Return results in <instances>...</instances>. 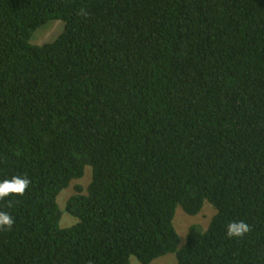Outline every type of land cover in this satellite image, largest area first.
<instances>
[{
    "label": "trees",
    "instance_id": "trees-1",
    "mask_svg": "<svg viewBox=\"0 0 264 264\" xmlns=\"http://www.w3.org/2000/svg\"><path fill=\"white\" fill-rule=\"evenodd\" d=\"M50 20L59 35L30 43ZM13 176L31 183L0 200V264H264V0H0ZM205 201L215 213L180 245L176 208ZM241 220L251 231L227 237Z\"/></svg>",
    "mask_w": 264,
    "mask_h": 264
},
{
    "label": "rangeland",
    "instance_id": "rangeland-1",
    "mask_svg": "<svg viewBox=\"0 0 264 264\" xmlns=\"http://www.w3.org/2000/svg\"><path fill=\"white\" fill-rule=\"evenodd\" d=\"M64 23L62 20H50L45 24L38 27L30 37V43L32 44H43L44 42H49L55 39L59 33L62 31ZM91 179V167L86 166L84 174L81 178L74 179L71 181L70 185L64 189L58 195L57 202L60 208L63 210L67 199L74 193H76V187L80 186L82 192L85 189ZM215 213L214 207L207 201L204 202L202 210L196 215H190L185 213L181 207H177L173 219V225L180 237V245L185 241L186 233L191 225H198L202 229H205ZM77 218L70 216L63 212L60 220L61 226H68L72 223L77 222ZM130 261L132 264H141L135 257H131ZM176 257L174 253L165 254L154 259L150 264H176Z\"/></svg>",
    "mask_w": 264,
    "mask_h": 264
},
{
    "label": "clouds",
    "instance_id": "clouds-1",
    "mask_svg": "<svg viewBox=\"0 0 264 264\" xmlns=\"http://www.w3.org/2000/svg\"><path fill=\"white\" fill-rule=\"evenodd\" d=\"M30 183L31 181L23 176H13L10 179L0 180V200L9 196H23ZM13 224V218L7 212L0 211V229L10 230ZM249 231H251V227L245 221H232L227 225L226 236L239 238Z\"/></svg>",
    "mask_w": 264,
    "mask_h": 264
}]
</instances>
